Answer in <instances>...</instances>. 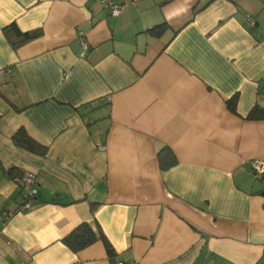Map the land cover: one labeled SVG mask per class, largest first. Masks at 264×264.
Returning a JSON list of instances; mask_svg holds the SVG:
<instances>
[{
    "label": "crops",
    "instance_id": "crops-1",
    "mask_svg": "<svg viewBox=\"0 0 264 264\" xmlns=\"http://www.w3.org/2000/svg\"><path fill=\"white\" fill-rule=\"evenodd\" d=\"M115 2L0 0V264H264V120L247 118L264 109V0ZM11 23L42 35L14 51ZM20 128L44 156L14 145ZM10 168L34 176L26 211ZM81 224L113 253L70 251Z\"/></svg>",
    "mask_w": 264,
    "mask_h": 264
},
{
    "label": "trees",
    "instance_id": "trees-1",
    "mask_svg": "<svg viewBox=\"0 0 264 264\" xmlns=\"http://www.w3.org/2000/svg\"><path fill=\"white\" fill-rule=\"evenodd\" d=\"M170 31L169 26L166 23L156 25L150 29H147L144 34L150 38L157 39L161 38L165 33ZM2 33L7 43L10 45L12 50L16 51L23 45L30 43L31 41L41 37V29H33L30 31H20L15 23H11L2 29ZM176 31L172 32V35H176ZM227 108L230 112L235 113V101L234 99L227 101ZM248 119L264 120V109L254 107L247 116ZM12 142L18 148H22L28 152H31L38 156H44L47 153V148L40 145L36 141L32 140L25 131L20 128L12 136ZM158 167L161 172L166 171L176 165V159L169 148L163 147L158 150L156 154ZM4 174L7 179L14 181L18 185V192L21 193V179L22 175L16 168H10L4 170ZM264 179V178H260ZM264 196V191L259 193ZM96 241H101L108 254H112L113 250L109 245L104 235L99 231H94L89 225L81 224L77 226L70 234L64 239V245L72 252L77 253L84 248L92 245Z\"/></svg>",
    "mask_w": 264,
    "mask_h": 264
},
{
    "label": "built area",
    "instance_id": "built-area-1",
    "mask_svg": "<svg viewBox=\"0 0 264 264\" xmlns=\"http://www.w3.org/2000/svg\"><path fill=\"white\" fill-rule=\"evenodd\" d=\"M102 5L108 10L109 15L118 16L120 12V6L115 2V0H99ZM248 26H254V21L249 17L245 19ZM78 37L80 38V48L82 55L85 54L87 50V42L82 35V32H78ZM251 171L256 178H264V161H254L251 164ZM22 191L26 195L27 201L24 202L19 208L20 211H26L33 205V199L37 194V186L35 183L34 176L32 174H23L21 180ZM10 213L1 212L0 213V224H5L9 219ZM119 264H125L123 262Z\"/></svg>",
    "mask_w": 264,
    "mask_h": 264
},
{
    "label": "rangeland",
    "instance_id": "rangeland-1",
    "mask_svg": "<svg viewBox=\"0 0 264 264\" xmlns=\"http://www.w3.org/2000/svg\"><path fill=\"white\" fill-rule=\"evenodd\" d=\"M22 180V179H21ZM260 182L264 183V179L259 180Z\"/></svg>",
    "mask_w": 264,
    "mask_h": 264
}]
</instances>
